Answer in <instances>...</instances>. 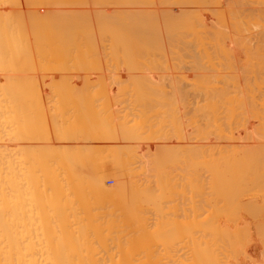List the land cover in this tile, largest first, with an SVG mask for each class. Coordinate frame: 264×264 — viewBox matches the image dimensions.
<instances>
[{
    "label": "bare ground",
    "instance_id": "1",
    "mask_svg": "<svg viewBox=\"0 0 264 264\" xmlns=\"http://www.w3.org/2000/svg\"><path fill=\"white\" fill-rule=\"evenodd\" d=\"M222 1L0 0V264L246 259L264 11Z\"/></svg>",
    "mask_w": 264,
    "mask_h": 264
},
{
    "label": "rangeland",
    "instance_id": "2",
    "mask_svg": "<svg viewBox=\"0 0 264 264\" xmlns=\"http://www.w3.org/2000/svg\"><path fill=\"white\" fill-rule=\"evenodd\" d=\"M172 1V0H171ZM225 1V7L223 6V5H221V4H223L224 2L222 1V0H220V3L221 2H223V3H221L220 5H221V7H223V8H226L227 6H229L230 4H229V2L232 4L233 2L235 3L236 2V4H234V6H235V8H237L236 10H235V8H234V10L235 11H237L238 13H239V11L240 12H242V13H247V11L250 13H253L254 15L256 14V13H260L262 10L264 11V0H224ZM229 1V2H228ZM232 1V2H231ZM250 1V2H249ZM155 3V4H154ZM167 3H169V2H164V3H162V5H164V4H167ZM226 3H228V4H226ZM241 5H240V4ZM156 2H153V4H151V5H153V6H156ZM169 4H173V3H169ZM157 5H161V3L160 4H157ZM238 5V6H237ZM244 5V7H242ZM251 5V6H250ZM257 7H256V6ZM261 6V7H260ZM231 7V6H230ZM233 7V6H232ZM232 7H231V9H232ZM246 7V8H245ZM222 8V9H223ZM238 8H239V10H238ZM242 8V9H241ZM241 9V10H240ZM252 9V10H251ZM260 9V10H259ZM256 10V11H255ZM230 11H232V10H230ZM237 13V14H238ZM242 13H240V15H242ZM250 13V14H251ZM252 15V14H251ZM257 15V14H256ZM256 17V16H255ZM111 178V177H110ZM110 178H106V179H104L105 180V184L106 185H108L109 187L110 186H113L112 184H114V180L113 179H110ZM108 179V180H107ZM255 198H257L256 200L258 201H256L255 200ZM261 199L262 198H260V196H256V197H250L249 199H247V201H246V199L243 201L244 203H246V204H249V203H247V202H253L252 204L253 205H255V204H257V205H259V206H257V207H261V206H263L264 205V202L262 201L261 202ZM241 203V205L243 204V206L242 207H245V208H243L244 210L246 209V207L247 206H249V205H245L244 203ZM253 205H251L250 207H248V209H253ZM254 208H255V206H254ZM243 209H242V211H240V219H241V225H244L245 227H247V229H249V235H250V237L253 239H251L250 237H249V239H248V241H251V242H249L248 243V241H247V239H246V241H247V243H246V245H248V247L246 246V254H247V257H246V259L244 260V261H246V264L247 263H249L250 261L249 260H253V262L255 261V264H262L261 262H259L261 259H262V257H263V252H262V246H263V244H261L262 243V241H261V239L259 238V236H257L258 234L256 233V229H257V227L256 226H259L260 224H264V216H263V213H262V215L261 216H259L258 217V215H259V213H256L257 214V216H256V218L258 219V220H256L255 218H252V217H254V216H252V217H250V215H248V214H246V212L248 211L247 209H246V212L244 211L243 212ZM256 209V208H255ZM261 209V208H260ZM259 210V209H258ZM245 215H244V214ZM248 213V212H247ZM261 214V213H260ZM248 215V216H247ZM254 219H255V221H254ZM243 220V221H242ZM243 222V223H242ZM248 223H249V228H248ZM256 234V235H255ZM247 236H248V234H247ZM257 237L259 238V239H257ZM256 239V240H255ZM258 240V241H257ZM252 242H253V244H252ZM261 246H259V245ZM255 247H257V248H255ZM263 250H264V248H263ZM260 252H262L263 254H261ZM250 253V254H249ZM259 254H261V255H259ZM248 255H250L249 256V258L251 257V259H249L248 258ZM171 258L172 259H174V257H172L171 256ZM176 258V257H175ZM247 258L249 259V260H247ZM259 258H261V259H259ZM170 260V257L169 258H167V260ZM171 259V260H172ZM257 260H259V261H257ZM241 261H243V260H240V262ZM243 261V262H244ZM249 261V262H248ZM238 262L239 264H241V263H243V262ZM253 262H250L251 264H253ZM244 264V263H243Z\"/></svg>",
    "mask_w": 264,
    "mask_h": 264
}]
</instances>
